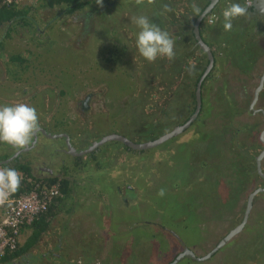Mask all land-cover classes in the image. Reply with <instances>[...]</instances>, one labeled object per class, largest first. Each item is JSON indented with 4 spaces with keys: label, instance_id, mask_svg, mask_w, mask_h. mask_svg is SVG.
<instances>
[{
    "label": "rangeland",
    "instance_id": "374dc122",
    "mask_svg": "<svg viewBox=\"0 0 264 264\" xmlns=\"http://www.w3.org/2000/svg\"><path fill=\"white\" fill-rule=\"evenodd\" d=\"M197 1L103 0L100 7L95 0H81L80 8L69 13L63 4L51 7L42 0L19 6L17 19L0 25V105L34 106L39 128L68 134L76 151L108 134L135 143L157 138L174 127L172 118H185L182 103L192 101L202 70L191 52L193 5L199 8L203 0ZM140 15L174 39L172 61L149 62L139 54L133 17ZM250 19L240 18L236 29L255 34ZM203 23L205 39L216 52L228 31L216 19ZM260 52L254 67L233 55L230 63L213 68L203 85L201 114L176 137L145 150L111 140L82 155L61 151L52 163L41 164L53 177L67 180L70 191L36 246L16 264H168L184 248L196 256L209 252L233 222L241 221L248 194L264 187V181L247 176L244 160L228 148L230 134L222 139L215 123L220 114L221 123L239 117L249 126L256 120L254 138L243 131V140L257 144L264 116L252 112L249 118L248 91L253 94L264 69L262 46ZM14 55L17 61L11 60ZM170 89L175 95L171 107L163 103L171 108L167 115L157 102ZM261 92L254 108L264 110ZM211 128L216 135L205 133ZM37 140L40 148L47 142L65 149L61 137L38 132ZM261 149L257 145L256 155ZM27 151L34 158L38 149ZM13 154V147L0 143L1 165ZM212 162H217L213 172L207 169ZM128 188L137 194L129 197ZM255 196L244 228L221 249L204 261L185 256L176 264H264V194Z\"/></svg>",
    "mask_w": 264,
    "mask_h": 264
},
{
    "label": "trees",
    "instance_id": "16d2710c",
    "mask_svg": "<svg viewBox=\"0 0 264 264\" xmlns=\"http://www.w3.org/2000/svg\"><path fill=\"white\" fill-rule=\"evenodd\" d=\"M42 1H44L48 6H51V7H53L56 4L57 5L63 4L65 6L64 11H67L68 13L75 11L77 8H80V6L82 5L81 0H42ZM238 1H239L238 3H241V0H238ZM207 3H208V1L203 6H200L201 9L199 8L200 11L198 13L196 12V16L203 10L204 6H206ZM242 3H243V1H242ZM224 6L227 7L228 5H226L225 2L223 1V5H220L219 7L217 6L212 10V12H215L217 14V17L215 19H216V21H218V26L220 28H223V18H222L221 10L224 9ZM18 14H19V12H17V10L7 8L3 5H0V25H2L4 23H8V22H13L14 20L17 19ZM185 15H186V13H184V16ZM203 22H204V20L200 23V28H199L200 34H201L203 40L209 45L210 48H212V44L207 42V40L205 39L206 27L204 26ZM154 23H156V22H154ZM236 23L237 22H235V20H234L232 30L227 32V35H229V37L226 40H224L220 45L216 46V48H217L216 52L220 51V53H221L220 56H218V54H216L215 51H212V53L214 55V65H213L212 69L210 70V72L208 73V75L206 76V78L204 79L202 86H201L202 106H203V97H204L203 85L205 84V81L211 77L212 70L214 67L217 66L218 63H225L226 61H229V59H231L233 57V55H235L236 58H239L241 63H243L244 65H247L249 67H254L255 63H257V60L260 57L259 55L261 52H260V44H258L259 40L257 38H255V36L257 34L255 33L253 35H250V32H248L244 28L242 30L236 29ZM251 23L254 26L253 20H251ZM193 24H194V20L192 21V25ZM191 34L193 35L192 31H191ZM192 39L193 40H192L191 52L192 53L196 52L195 53V54H197L196 59H197V61H199V64H202V70L198 74V76L194 82V84L196 85L197 80L199 79V77L203 73V71L206 67V64L208 63V60L206 58V55L201 50V48H199L197 46V44L194 40V37ZM16 59H19L18 55L11 56L12 61H17ZM262 61H264V60H262ZM20 62H21V59H20ZM229 63H230V61H229ZM259 74L260 73H257L255 75L256 78L259 76ZM195 85H194V89H195ZM194 91H192V97H191L192 101L185 100L182 103L185 118H183L181 120H177L179 118H172V119H174V121L170 122L171 125L176 126V125L182 124L193 113L194 108H195ZM174 92L175 91L170 89L167 93L161 94V96L158 97L159 103L157 102V104H158V106H161V111H163L164 113L166 112L165 114H167V115L169 113L168 111L171 108H169L167 106V102H166V104H163V103H164V101H168L169 106L171 107L172 106L171 101H173L171 99L175 95ZM261 93H264V90ZM248 94H249V98H250V96H252V93L250 92V90L248 91ZM190 95H191V92H190ZM227 106H224V108L227 109ZM229 107L231 109V105ZM235 108H237V106L234 105L233 109H235ZM227 110H229V109H227ZM248 112H249V115H248L249 118L254 117V116H252L251 110H248ZM199 114H201V110H200ZM199 114H198V116H199ZM225 115H227V114H225ZM259 115L263 116L260 113H259ZM221 120H222V116L220 114L215 119L216 125L220 126L221 129L223 130L220 137L222 139H224L228 134H230V136L226 139V142H229L228 148L229 149L231 148L233 153H236L237 155H239L244 160V162L246 163L245 165L248 167L246 169L247 176H253L254 175L258 179L264 181V178L261 177L260 175H258L256 173V171H254L255 170V156H256V153L258 152L257 151V145H260L261 147H263L264 145L262 143H260L259 140H258L257 144L255 142L254 145L253 144L252 145H250V144L246 145L244 140H243V133H244L243 131H249V132L251 131V133H252L251 137L255 136L256 132L254 129L256 127H258L256 124L257 121L254 120L253 122H251V124H249V126H247V124H245V123L241 124V122L238 121L239 117L238 118L232 117L231 121H229V122L227 121L225 123H221ZM169 121H171V120H169ZM170 123H168V124H170ZM163 127H165V126H163ZM166 128L167 127H165V129ZM205 133H208V135L209 134L210 135H216V134H214L216 132L213 128L209 129V131L208 132L206 131ZM255 141H256V138H255ZM5 144L9 145L7 143H5ZM105 144L106 143H104L103 145L105 146ZM47 145L48 144H44V146H47ZM216 161L220 162L221 158H218ZM217 162H215V164L212 162L210 164V167L207 166V169L209 171L213 172L217 168L215 166ZM263 164H264V162H263ZM201 166H203V163L201 164ZM195 167H197V166L195 165ZM16 169H20V167H17ZM22 171L25 173V176H24L25 178L22 180L20 188L15 194L20 193V191L28 192L31 189V187L33 186V184L37 182L36 178H38V177L33 176L34 174H32V172L30 171V169L28 167L22 166ZM53 176H50V178L47 179L48 180L47 185L58 184L57 186L60 189L61 197L55 198L50 203L47 211L45 213L41 214L35 221L32 222V226H33L32 235L34 236L33 238H35V239L39 238V236L43 233V231L46 230V228L49 225L48 223L56 215L55 209H56V207L59 206L60 202L62 201V197L65 194H68L70 191L68 181L66 182L64 179L58 180L57 177H53ZM28 178L31 179V182L29 180H27ZM261 186H264V185H261ZM126 192L129 194L128 195L129 197H131V193H133L135 195L137 194V192L132 188L126 189ZM260 194H264V192H261ZM255 198H256V196H255ZM236 224H237V222H233L232 227L236 226ZM30 238L31 239H29L28 242H25L23 246H21V247L18 246V248L13 253L0 258V263L10 264V262H12V261L17 262V261H19V258L23 259L24 257H26L25 255L27 254V251L30 248V245L32 243V241H31L32 237H30Z\"/></svg>",
    "mask_w": 264,
    "mask_h": 264
},
{
    "label": "clouds",
    "instance_id": "9594fccd",
    "mask_svg": "<svg viewBox=\"0 0 264 264\" xmlns=\"http://www.w3.org/2000/svg\"><path fill=\"white\" fill-rule=\"evenodd\" d=\"M95 2L98 6L103 7V0H95ZM135 3L137 5L143 4L144 0H135ZM147 3L153 4L155 0H147ZM163 7L165 11H170L168 5H164ZM193 10L197 13L200 11L196 5H193ZM247 14L246 5H242L238 2H230L228 6L222 10L224 30L231 31L233 21ZM133 22L139 28L136 35V48L143 58L149 62H154L157 58H166L169 61L175 58V41L167 31L161 29L145 15L133 17ZM38 132L44 135L39 130V116L34 106L23 102L0 105V142L7 143L13 148H22L23 150L25 145L31 144L30 141L36 133V141L33 146L35 147L39 144L37 140ZM33 147H29L28 149ZM28 149L23 151H27ZM22 150L18 151L21 153L23 152ZM16 157L17 156H15V158ZM24 176V173L21 174L15 168H0V205H4L9 198L19 190ZM36 183L47 184L38 180ZM164 194L165 190L161 188L158 191V195L163 196Z\"/></svg>",
    "mask_w": 264,
    "mask_h": 264
},
{
    "label": "water",
    "instance_id": "95a60500",
    "mask_svg": "<svg viewBox=\"0 0 264 264\" xmlns=\"http://www.w3.org/2000/svg\"><path fill=\"white\" fill-rule=\"evenodd\" d=\"M218 0H210L209 4L205 7V9L203 10L202 14L195 20L194 24H193V37L194 40L197 44V46L199 48H201V50L205 53L206 58L208 60V63L206 64V67L203 71V73L201 74V76L199 77V79L197 80L196 83V89H195V108L193 113L188 117V119L179 125L174 126L171 130L161 134L160 136H158L157 138L153 139V140H149L146 142H142V143H135L132 142L131 140H129L128 138L122 136V135H118V134H108L105 135L103 137H101V139L99 141H95L93 142L90 146H88L86 149L84 150H80V151H76L72 144L70 143L69 137L67 134L62 133V134H50L47 133L44 129L39 128V130L46 135L47 137H51V138H55V137H60V136H64L66 139V146H67V153L72 154V155H82L85 154L89 151H91L92 149H94L95 147L102 145L108 141L111 140H116L118 142L123 143L124 145H126L129 148L135 149V150H145L148 148H152L155 146H158L174 137H176L177 135H179L180 133L184 132L194 121L195 119H197L198 114L201 110V105H202V99H201V86L202 83L204 81V79L206 78V76L208 75V73L210 72V70L212 69L213 65H214V55L212 53L211 48L209 47V45L203 40L201 34H200V23L201 20L203 19L204 16H206L208 13H210V11L213 9L214 5L217 3ZM253 8L257 10L258 13L261 14V16L264 17V0H253V4H252ZM264 86V69L263 72L259 78L258 84L255 87L253 94H252V99H251V103L249 105V109H252L253 111L257 112L258 110L254 109V105L257 102L258 98H259V94L261 92V90L263 89ZM261 113L264 115V110L260 109ZM258 139L260 141V143H262L264 145V129L260 131ZM36 141V133L34 134V140L33 143H31L30 145H25L23 148V150L28 149L29 147H33ZM22 150V151H23ZM20 153V151H18L16 154H14V156L18 155ZM264 158V148L263 150H261L260 153L257 154L256 159H255V168H256V172L258 175H260L261 177L264 178V172L262 171V167H261V161ZM264 191V187H258L256 189H254L253 191H251L248 196H247V201H246V208L244 210L243 216L241 221L234 226L232 229H230L225 236H223L216 244L215 246H213V248L207 252L204 256H196L194 254V252L188 248H184L182 252H180L171 262H169L168 264H176L177 262H179L182 258H184L185 256L195 260V261H204L208 258H210L213 254H215L219 249H221L232 237H234L237 233H239L245 226L248 216H249V212L252 208V201L254 196L257 193H261Z\"/></svg>",
    "mask_w": 264,
    "mask_h": 264
},
{
    "label": "built area",
    "instance_id": "2783aa9c",
    "mask_svg": "<svg viewBox=\"0 0 264 264\" xmlns=\"http://www.w3.org/2000/svg\"><path fill=\"white\" fill-rule=\"evenodd\" d=\"M32 0H0V5L17 9ZM233 0H224L229 4ZM252 0H243L244 5H251ZM217 17L211 13L207 18L212 22ZM61 197L57 185L34 183L28 192L13 194L4 204L6 210L0 215V258L13 253L19 246L21 230L47 211L50 203Z\"/></svg>",
    "mask_w": 264,
    "mask_h": 264
},
{
    "label": "crops",
    "instance_id": "0c3cea01",
    "mask_svg": "<svg viewBox=\"0 0 264 264\" xmlns=\"http://www.w3.org/2000/svg\"><path fill=\"white\" fill-rule=\"evenodd\" d=\"M242 1L243 0H241V3H242ZM232 2H239V1L238 0H233ZM1 144H5V143L2 142ZM45 144H48V145L47 146L42 145L43 148H40V146L33 147V148H37L38 149L37 154H36V156L34 158L30 156V153L28 151L21 152L20 154L16 155L17 157L15 158L14 154H15V152H17V150H16V148H14V154L8 158V160H7L8 162L6 164L0 165V168H15L16 169L17 167H20V169H17V170L20 171L21 174H23L24 172L22 171V166H24V167L26 166L35 175V177L39 178V179L36 178V180H45V181L48 182L47 178L48 177L50 178V176H53L54 173L50 169H47V168L45 169L43 167H40V165L41 164H45V163H52L53 160L56 159V157L59 156L60 152L64 151V150L60 147L59 144L56 146L55 149L52 147L51 144H49L47 142ZM7 146H9V145H7ZM36 161L38 162L39 166L36 165V163H37ZM59 161H62V160H59ZM34 165H36L38 168L36 166H34ZM35 167L37 168V172H36V168ZM44 170H46L47 172H45ZM24 175H25V173H24ZM23 179H24V177H23ZM27 180L30 181L29 178ZM65 181L67 182V180H65ZM21 192H23V191H20V193ZM5 210H6V206L5 205H0V215H3ZM21 232H22V235L20 237V244H19L20 247L23 246L25 242H28L29 239H31L30 237H32V240H31L32 243L30 242L31 243L30 248L36 246V244L38 243L37 241H38L39 238H37V239L33 238L34 236L32 235V232H33L32 224L24 226L23 229L21 230ZM0 264H2V263H0ZM4 264H8V263H4ZM10 264H16V262L12 261V262H10Z\"/></svg>",
    "mask_w": 264,
    "mask_h": 264
},
{
    "label": "flooded vegetation",
    "instance_id": "af4514ba",
    "mask_svg": "<svg viewBox=\"0 0 264 264\" xmlns=\"http://www.w3.org/2000/svg\"><path fill=\"white\" fill-rule=\"evenodd\" d=\"M198 1H200V0H198ZM197 1V2H198ZM208 1V3L206 4V6L209 4V2H210V0H203V2L200 4L201 6H203L206 2ZM223 1L224 0H218L217 1V3L214 5V7H213V9L215 8V7H219L221 4L223 5ZM252 4H253V0H252V3H251V5H246L247 6V12H248V14L246 15V16H243V17H239V18H237V19H235V22H237L240 18H242V19H245V18H252V19H250V20H256V24L254 23V26H257V28L255 29V31H257L258 32V35L256 36V37H258L259 39L258 40H264V39H261V38H263L264 37V17L263 16H261V14L260 13H258L257 12V10L256 9H254L253 8V6H252ZM244 5V4H243ZM206 6H204V8H203V10L205 9V7ZM200 8V7H199ZM201 9V8H200ZM212 9V10H213ZM203 10L196 16V17H194L195 19H193L194 20V22H195V20L202 14V12H203ZM212 10L210 11V13H208L206 16H204L203 17V19L201 20V22L204 20L205 21V19L206 18H208L209 17V15L211 14V13H215V12H212ZM260 20H261V22H260ZM213 22V21H212ZM193 29V28H192ZM256 32V33H257ZM259 42V41H258ZM260 44V46H262L263 48H264V42H261V43H259ZM260 78V77H259ZM264 87V86H263ZM195 89H196V85H195ZM255 89V88H254ZM254 91V90H253ZM202 93V92H201ZM194 95H195V91H194ZM260 95V94H259ZM258 101V100H257ZM251 103V102H250ZM255 105H256V103H255ZM254 105V106H255ZM201 107H202V105H201ZM254 109H256V108H254ZM256 110H258L257 112H255V111H253L252 109H251V111L253 112V113H260V114H262L260 111V109L258 108V109H256ZM263 115V114H262ZM264 116V115H263ZM188 119V118H187ZM186 119V120H187ZM185 120V121H186ZM184 123V122H183ZM264 129V128H263ZM262 129V130H263ZM260 133V132H259ZM61 138H63V141H64V144H65V146H64V148L65 149H63L65 152H68L67 151V146H66V139H65V137L64 136H60ZM59 137V138H60ZM33 140H34V137L32 138V140L30 141V143H32L33 142ZM14 148H16V147H14ZM263 148H264V146L262 147V149L261 150H263ZM16 150L18 151V150H22V148H16ZM261 150H260V152H261ZM259 152V153H260ZM16 153V152H15ZM257 156V155H256ZM256 156H255V159H256ZM263 162H264V158L262 159V161H261V165L263 164Z\"/></svg>",
    "mask_w": 264,
    "mask_h": 264
}]
</instances>
